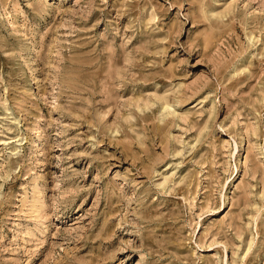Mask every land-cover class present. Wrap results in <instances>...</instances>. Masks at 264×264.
<instances>
[{
  "label": "rangeland",
  "instance_id": "obj_1",
  "mask_svg": "<svg viewBox=\"0 0 264 264\" xmlns=\"http://www.w3.org/2000/svg\"><path fill=\"white\" fill-rule=\"evenodd\" d=\"M0 264H264V0H0Z\"/></svg>",
  "mask_w": 264,
  "mask_h": 264
}]
</instances>
